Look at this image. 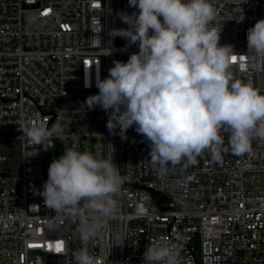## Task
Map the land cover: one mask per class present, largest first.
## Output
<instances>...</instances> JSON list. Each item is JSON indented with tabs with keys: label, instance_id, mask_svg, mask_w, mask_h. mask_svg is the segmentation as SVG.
<instances>
[{
	"label": "built area",
	"instance_id": "obj_1",
	"mask_svg": "<svg viewBox=\"0 0 264 264\" xmlns=\"http://www.w3.org/2000/svg\"><path fill=\"white\" fill-rule=\"evenodd\" d=\"M211 2L210 27L236 57L232 80L264 93V63L248 54L246 35L264 18V0ZM121 10L135 11L128 0H0V264H75L83 246L76 224L38 192L47 166L66 149L107 159L112 146L124 183L117 214L87 244L97 264H143L155 240L174 243L184 264H264V140L253 138L247 153L229 151L221 161L206 151L195 165L161 174L134 127L121 139L107 129L105 111L84 106L113 61L139 50L109 35L128 27ZM34 118L49 128L59 123L63 138L29 143L18 127Z\"/></svg>",
	"mask_w": 264,
	"mask_h": 264
},
{
	"label": "clouds",
	"instance_id": "obj_2",
	"mask_svg": "<svg viewBox=\"0 0 264 264\" xmlns=\"http://www.w3.org/2000/svg\"><path fill=\"white\" fill-rule=\"evenodd\" d=\"M128 3L135 11L117 14L128 27L112 28L109 35L139 50L127 61L114 60L108 76L96 83L98 93L83 102L88 109L105 111L109 132L127 139V130L134 127L148 142L151 166L161 174L169 166L195 165L206 151L221 161L229 151L247 153L253 138L264 140V93L249 82L232 80L233 46L220 44L221 32L210 27L217 15L211 0ZM246 35L248 54L264 63V18ZM18 128L35 146L63 138L59 123L49 128L42 118ZM113 151L105 159L88 150L66 149L51 161L38 192L48 208L76 224L83 246L73 253L75 264H97L87 244L117 214L124 178ZM143 264L184 261L174 243L155 240L146 246Z\"/></svg>",
	"mask_w": 264,
	"mask_h": 264
},
{
	"label": "water",
	"instance_id": "obj_3",
	"mask_svg": "<svg viewBox=\"0 0 264 264\" xmlns=\"http://www.w3.org/2000/svg\"><path fill=\"white\" fill-rule=\"evenodd\" d=\"M124 41H125V40H124L123 38L120 40L121 43H124ZM49 165H50V164H49ZM49 165H48L47 168H46L47 178H48V168H49ZM155 194L160 198V202L165 201V198L162 197L160 193L155 192Z\"/></svg>",
	"mask_w": 264,
	"mask_h": 264
},
{
	"label": "snow or ice",
	"instance_id": "obj_4",
	"mask_svg": "<svg viewBox=\"0 0 264 264\" xmlns=\"http://www.w3.org/2000/svg\"><path fill=\"white\" fill-rule=\"evenodd\" d=\"M232 60H233V62H235V60H236V57H235V56H233V57H232ZM55 250H56V251H60V250H61V248H60V247H57Z\"/></svg>",
	"mask_w": 264,
	"mask_h": 264
},
{
	"label": "rangeland",
	"instance_id": "obj_5",
	"mask_svg": "<svg viewBox=\"0 0 264 264\" xmlns=\"http://www.w3.org/2000/svg\"><path fill=\"white\" fill-rule=\"evenodd\" d=\"M1 167V166H0Z\"/></svg>",
	"mask_w": 264,
	"mask_h": 264
}]
</instances>
